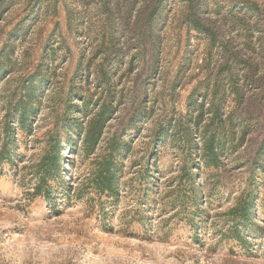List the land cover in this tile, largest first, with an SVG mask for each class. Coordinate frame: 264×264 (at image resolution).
Instances as JSON below:
<instances>
[{
  "label": "rangeland",
  "instance_id": "obj_1",
  "mask_svg": "<svg viewBox=\"0 0 264 264\" xmlns=\"http://www.w3.org/2000/svg\"><path fill=\"white\" fill-rule=\"evenodd\" d=\"M155 2L0 0V149L5 114L30 80L35 89L29 125L13 119L12 153L0 159V264H264V153L253 167L264 138V0H193L212 35L190 27L187 0ZM234 57L250 67L239 71L241 98L221 70ZM214 93L225 113L237 109L222 129L225 152L214 167L194 151L187 180L180 124ZM103 101L113 114L87 153L84 132ZM117 139L109 193L97 173ZM51 156L60 172L47 178L50 197L37 195ZM248 193L252 223L230 228L245 222L233 209Z\"/></svg>",
  "mask_w": 264,
  "mask_h": 264
},
{
  "label": "trees",
  "instance_id": "obj_2",
  "mask_svg": "<svg viewBox=\"0 0 264 264\" xmlns=\"http://www.w3.org/2000/svg\"><path fill=\"white\" fill-rule=\"evenodd\" d=\"M164 2V0H156L154 9L157 10L160 5ZM189 4V13L187 14V19L189 21V25L192 29L197 31H204L206 34L212 35V31L208 26H205L202 23L199 15H198V7L194 5L193 0H187ZM248 3V2H246ZM241 3H239L240 5ZM242 5V4H241ZM244 8L254 10L256 7L252 5H243ZM1 11V9H0ZM150 22L152 19L149 20ZM226 69L227 71V85L228 88L231 89L232 92L236 94V97H240L239 88L242 84L239 83L240 79V70L247 69V72L250 70L249 65L245 60L238 59L236 57L233 60H227L226 64L222 67L221 70ZM220 70V71H221ZM7 73L6 68L0 62V75ZM245 81L248 84L247 80L243 78V82ZM102 83V82H97ZM25 94L21 96L18 101L14 104V108L8 111L5 116V124L1 130L3 134V142L1 144L0 149V159L7 158L10 159L11 150L9 144L14 143L15 141V129L12 125L13 119L15 118L21 128H26L29 125V120L33 112V98L32 93L35 92L33 81L30 80L29 83L25 85ZM195 90L190 94V100L188 102L189 109L194 108L196 106L197 98L195 97ZM205 96V95H204ZM243 99V98H242ZM225 101V97L222 95H218L216 97V93L210 97V102L208 107L204 108V100L200 103V109L195 116L186 115L185 119L181 121L180 124V133L181 138L184 141L185 147L187 149L185 156L184 169L187 175V180L192 179V162H195L194 151L199 155V158H203L204 162L208 166L219 167L221 162L222 154L225 152L224 148V138L222 137L223 131L222 129L226 127L228 124L232 126L234 121V114L236 110L229 111L225 113L223 110V102ZM243 100H238L237 108L242 104ZM110 104L103 101L94 116L90 120L85 132L83 141L85 143L86 152L89 153L100 143V140L103 135V131L107 121L110 119L113 111L110 108ZM228 122V123H227ZM199 134V136H198ZM196 137H200L202 140V146L199 149L198 144L196 142ZM161 134H156L154 140H162ZM154 142V141H153ZM121 148V142L119 139L114 140L113 143L109 144L108 152L106 157L104 158L103 163L100 165V169L97 173V181L99 187L102 190L107 189L110 192L114 191V187L112 186L115 180V167H116V153ZM197 149V150H196ZM199 150L201 153L199 154ZM264 153V138L262 139L261 145L258 148L255 158L253 160V167L256 169H260L263 167V163L260 160L261 155ZM194 165V164H193ZM43 173L37 177V185L35 187V194L50 197V185L48 184L47 178L52 177L54 174L60 172V158L58 156H51L45 160V165L42 167ZM194 192V196L192 200L196 202V191L191 188ZM242 201H240L239 206L233 209V213H235V217L239 216L245 222H232L230 228L238 229L240 224L247 225L248 223H252V214L250 209L253 207V198L250 193L246 196L242 197Z\"/></svg>",
  "mask_w": 264,
  "mask_h": 264
}]
</instances>
